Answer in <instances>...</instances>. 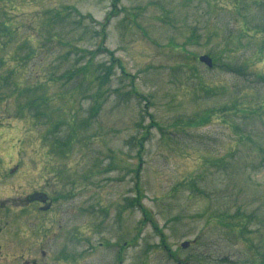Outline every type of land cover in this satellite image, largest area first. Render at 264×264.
<instances>
[{"label": "rangeland", "instance_id": "1", "mask_svg": "<svg viewBox=\"0 0 264 264\" xmlns=\"http://www.w3.org/2000/svg\"><path fill=\"white\" fill-rule=\"evenodd\" d=\"M0 264H264V0H0Z\"/></svg>", "mask_w": 264, "mask_h": 264}, {"label": "water", "instance_id": "2", "mask_svg": "<svg viewBox=\"0 0 264 264\" xmlns=\"http://www.w3.org/2000/svg\"><path fill=\"white\" fill-rule=\"evenodd\" d=\"M200 62L202 64H205L208 68H212L213 67V61L209 57H207V56L201 57L200 58ZM189 246H190L189 243L182 244V248L183 249H187Z\"/></svg>", "mask_w": 264, "mask_h": 264}, {"label": "flooded vegetation", "instance_id": "3", "mask_svg": "<svg viewBox=\"0 0 264 264\" xmlns=\"http://www.w3.org/2000/svg\"><path fill=\"white\" fill-rule=\"evenodd\" d=\"M30 199H32V200H36L35 202L36 203H39V204H41V203H46V200L45 199H43L42 197H41V195H39V194H37V195H32L31 197H30ZM38 200V201H37ZM36 203H34V204H36ZM49 206V205H48Z\"/></svg>", "mask_w": 264, "mask_h": 264}]
</instances>
